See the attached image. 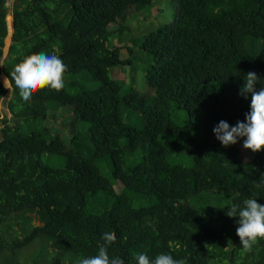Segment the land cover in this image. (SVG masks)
Segmentation results:
<instances>
[{
    "label": "trees",
    "instance_id": "obj_1",
    "mask_svg": "<svg viewBox=\"0 0 264 264\" xmlns=\"http://www.w3.org/2000/svg\"><path fill=\"white\" fill-rule=\"evenodd\" d=\"M7 1L0 100L4 78L33 53L55 54L67 70L62 90L29 101L11 81L13 123L0 127V264H78L98 254L105 232L116 236L109 257L124 264L159 253L185 264H264V239L245 250L239 217L226 215L247 198L264 205V184L255 187L264 150L248 160L213 133L220 120H245L249 71L264 87V0H174L173 20L133 41L126 14H149L152 0H15L10 23ZM136 48L151 60L149 96L133 76L126 87L111 76ZM63 108L73 112L67 143L45 125Z\"/></svg>",
    "mask_w": 264,
    "mask_h": 264
},
{
    "label": "clouds",
    "instance_id": "obj_2",
    "mask_svg": "<svg viewBox=\"0 0 264 264\" xmlns=\"http://www.w3.org/2000/svg\"><path fill=\"white\" fill-rule=\"evenodd\" d=\"M66 70L67 66L57 55L33 53L18 63L11 72L12 79L5 77L3 83L4 87L12 90L11 81H14L19 95L24 101H29L38 90L44 88L62 90ZM245 77L240 95L247 99V95L251 93L250 111L245 113V120H238L234 126L220 120L214 126L213 133L225 147L236 144L239 138H245L242 147L255 153L264 150V87L256 90L255 86L260 77L255 72L249 71ZM262 184L264 181L256 183L255 187L260 188ZM226 215L239 217L236 234L245 250H250L258 238L264 239V205L258 203L256 198H247L243 200L242 205L231 204L227 207ZM102 239L104 243L99 245L98 254L83 258L78 264H124L121 257L110 258L108 255V247L116 242L115 234L105 232ZM136 260L137 264H185L183 259H175L166 253H159L154 258L147 254H139Z\"/></svg>",
    "mask_w": 264,
    "mask_h": 264
},
{
    "label": "rangeland",
    "instance_id": "obj_3",
    "mask_svg": "<svg viewBox=\"0 0 264 264\" xmlns=\"http://www.w3.org/2000/svg\"><path fill=\"white\" fill-rule=\"evenodd\" d=\"M15 0L7 1V17H9V23L11 22V9ZM176 11V2L174 0H152V8L149 14L141 15L130 8L126 14L127 21L126 23L130 27V32L132 33L130 38H140L147 33L156 30L157 28L165 25L168 22H171L174 17V13ZM118 25L111 24L110 29L114 30ZM112 44L115 46H121V43H118L116 39L112 41ZM130 46V43H127ZM7 49V48H6ZM4 49L3 56L0 58V68L4 60L7 58V52ZM134 53L136 54V58H132L130 63L124 68L116 67L111 71V76L114 79H117L123 83V87H126L130 81L131 76L134 77L133 86L136 87L140 92L149 96L152 94V91L146 86L144 79V65L146 63H150L151 60L147 57V55L140 51L139 49H134ZM138 50L140 53H138ZM121 57L123 59L128 58V52L125 48L121 49ZM148 65V64H147ZM12 96V90H8L7 94L0 100V127L5 124H12L13 117L9 113L7 108L8 102ZM128 108H123L122 115L126 121L134 120L133 116H129ZM138 114V113H137ZM73 118V112L69 108H63L58 111L56 114H52L49 112L46 117L45 125L49 128L50 132L57 133L60 135L62 140L67 143L71 136V127L69 126V122ZM137 126H142L141 121L135 122ZM243 139L239 138L236 144L229 145L232 147H237L241 150L242 155L245 159H251L255 153L250 149H244L242 147ZM122 188V184L118 181L114 189L119 192ZM35 223H37L35 221ZM39 243L35 242L30 245L26 251H24V255L33 253L36 249H38ZM51 251V249H49ZM58 260L53 261L51 264H58Z\"/></svg>",
    "mask_w": 264,
    "mask_h": 264
},
{
    "label": "water",
    "instance_id": "obj_4",
    "mask_svg": "<svg viewBox=\"0 0 264 264\" xmlns=\"http://www.w3.org/2000/svg\"><path fill=\"white\" fill-rule=\"evenodd\" d=\"M7 22L9 21V17H6Z\"/></svg>",
    "mask_w": 264,
    "mask_h": 264
}]
</instances>
